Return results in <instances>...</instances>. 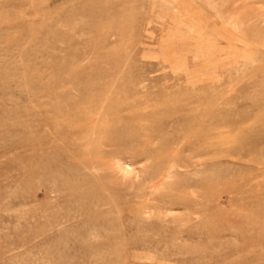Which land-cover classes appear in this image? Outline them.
<instances>
[{
  "label": "rangeland",
  "instance_id": "obj_1",
  "mask_svg": "<svg viewBox=\"0 0 264 264\" xmlns=\"http://www.w3.org/2000/svg\"><path fill=\"white\" fill-rule=\"evenodd\" d=\"M0 264H264V0H0Z\"/></svg>",
  "mask_w": 264,
  "mask_h": 264
}]
</instances>
